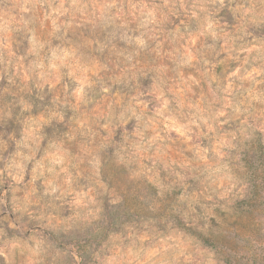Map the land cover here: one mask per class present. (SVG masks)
I'll list each match as a JSON object with an SVG mask.
<instances>
[{"label":"rangeland","instance_id":"obj_1","mask_svg":"<svg viewBox=\"0 0 264 264\" xmlns=\"http://www.w3.org/2000/svg\"><path fill=\"white\" fill-rule=\"evenodd\" d=\"M264 0H0V264H264Z\"/></svg>","mask_w":264,"mask_h":264},{"label":"trees","instance_id":"obj_2","mask_svg":"<svg viewBox=\"0 0 264 264\" xmlns=\"http://www.w3.org/2000/svg\"><path fill=\"white\" fill-rule=\"evenodd\" d=\"M251 146H255L256 153L258 155V163L252 164L249 167L250 179L254 182V188L252 189V198L247 201V204L254 207L256 202L264 195V149L260 137L253 139Z\"/></svg>","mask_w":264,"mask_h":264}]
</instances>
